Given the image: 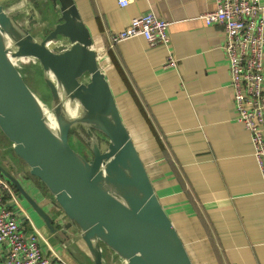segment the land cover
Returning <instances> with one entry per match:
<instances>
[{"label":"crops","instance_id":"obj_1","mask_svg":"<svg viewBox=\"0 0 264 264\" xmlns=\"http://www.w3.org/2000/svg\"><path fill=\"white\" fill-rule=\"evenodd\" d=\"M75 1L93 38L107 48L103 69L122 117L193 264H264V182L250 133L236 118L224 28L202 17L215 0ZM260 5L264 14V0ZM149 11L169 21L170 51L151 48L142 35L110 45L109 32ZM169 52L176 67H163ZM0 174L10 185L7 205L47 255L94 264L78 229L67 226L66 214L1 129ZM9 176L50 215L52 226ZM111 252L105 248L106 262Z\"/></svg>","mask_w":264,"mask_h":264},{"label":"water","instance_id":"obj_2","mask_svg":"<svg viewBox=\"0 0 264 264\" xmlns=\"http://www.w3.org/2000/svg\"><path fill=\"white\" fill-rule=\"evenodd\" d=\"M6 3L0 0V129L66 214L67 226L78 229L94 264H110L105 248L120 264H193L124 122L76 1ZM22 5L28 8H18ZM47 14L58 15L52 27L32 32ZM22 56L37 58L52 75L46 78L50 109L15 64ZM49 114L55 115L58 132L50 127ZM77 124L86 131L90 157L70 143ZM9 179L52 226L23 185Z\"/></svg>","mask_w":264,"mask_h":264},{"label":"built area","instance_id":"obj_3","mask_svg":"<svg viewBox=\"0 0 264 264\" xmlns=\"http://www.w3.org/2000/svg\"><path fill=\"white\" fill-rule=\"evenodd\" d=\"M133 0H118L126 6ZM216 7L202 17L208 24H220L226 36L223 49L229 64L230 86L237 120L249 131L253 155L264 182V14L260 0H215ZM169 21L146 12L134 18L125 29L109 32L111 46L134 36L145 37L151 48L164 46L170 51ZM98 39H94L96 41ZM99 59L107 56V48ZM178 65L169 52L163 63L165 68ZM103 68L105 66H102ZM9 183L0 174V264H67L47 255L35 234H27L15 211L7 205ZM110 264H120L110 254Z\"/></svg>","mask_w":264,"mask_h":264},{"label":"rangeland","instance_id":"obj_4","mask_svg":"<svg viewBox=\"0 0 264 264\" xmlns=\"http://www.w3.org/2000/svg\"><path fill=\"white\" fill-rule=\"evenodd\" d=\"M2 2L5 3V5H7L6 3L7 0H2ZM18 8L27 9L28 7L22 5V7H18ZM37 11L39 10L37 9ZM50 15L51 17L47 14V16H45V18L42 19V22H41V18H38V22L32 27V32L39 35L41 33L40 32L41 30L45 31L51 28L52 23L54 22V20L57 18L58 15L56 14L55 15L50 14ZM99 61L101 65H104V59H99ZM15 64L21 71L29 87L40 98V100L44 103V105L50 109L51 92L47 86L46 78H52V75L45 74L39 63V60L34 57H30V60L28 62H23L19 57L15 59ZM70 133H71L70 135L71 145L75 149L83 153L86 157H90L92 153L84 141V135H86V131L84 130V127L81 124H77L72 128Z\"/></svg>","mask_w":264,"mask_h":264},{"label":"bare ground","instance_id":"obj_5","mask_svg":"<svg viewBox=\"0 0 264 264\" xmlns=\"http://www.w3.org/2000/svg\"><path fill=\"white\" fill-rule=\"evenodd\" d=\"M16 7H17V5L11 7L9 9V11L13 10ZM48 44L50 46H53L55 44V42L54 41H50ZM93 48L96 50L97 55H100L103 52V44L99 40L94 41ZM20 59L23 62H28L30 60V56H22V57H20ZM69 107L72 108L71 105H69ZM69 111L71 112V114L75 113V109H72V110L69 109ZM49 125L55 132H58V130H59L58 122H57V119L55 118V115H53V114H49Z\"/></svg>","mask_w":264,"mask_h":264},{"label":"trees","instance_id":"obj_6","mask_svg":"<svg viewBox=\"0 0 264 264\" xmlns=\"http://www.w3.org/2000/svg\"><path fill=\"white\" fill-rule=\"evenodd\" d=\"M121 74H122L124 80L126 81V83H127V85H128V84H129V83H128V80L126 79V76L124 75V73H123L122 71H121ZM129 90L132 92V87L130 86V84H129ZM133 96H134V95H133ZM134 99H135V102L137 103V105L139 106V109L141 110V112H142L143 115L145 116V118H147L146 112L144 111L141 102H140V101H137V98H136L135 96H134ZM147 119H148V118H147ZM148 121H150V119H149ZM150 123H151V121H150ZM151 126H152V123H151ZM159 143H160V145H161V142H160V141H159Z\"/></svg>","mask_w":264,"mask_h":264}]
</instances>
